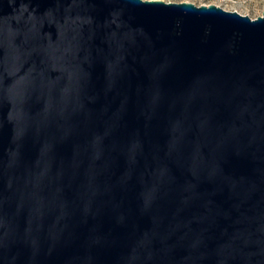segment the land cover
Masks as SVG:
<instances>
[{
    "label": "water",
    "instance_id": "obj_1",
    "mask_svg": "<svg viewBox=\"0 0 264 264\" xmlns=\"http://www.w3.org/2000/svg\"><path fill=\"white\" fill-rule=\"evenodd\" d=\"M0 264H264V11L0 0Z\"/></svg>",
    "mask_w": 264,
    "mask_h": 264
},
{
    "label": "rangeland",
    "instance_id": "obj_2",
    "mask_svg": "<svg viewBox=\"0 0 264 264\" xmlns=\"http://www.w3.org/2000/svg\"><path fill=\"white\" fill-rule=\"evenodd\" d=\"M164 2H190L199 5H217L225 10H235L250 18L260 16L264 11V0H162Z\"/></svg>",
    "mask_w": 264,
    "mask_h": 264
},
{
    "label": "built area",
    "instance_id": "obj_3",
    "mask_svg": "<svg viewBox=\"0 0 264 264\" xmlns=\"http://www.w3.org/2000/svg\"><path fill=\"white\" fill-rule=\"evenodd\" d=\"M231 11H235V10H231ZM237 12V11H236ZM239 13V12H238ZM242 15H244V14H242Z\"/></svg>",
    "mask_w": 264,
    "mask_h": 264
}]
</instances>
